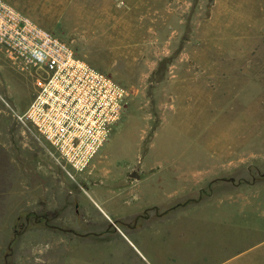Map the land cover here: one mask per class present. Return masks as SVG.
Returning <instances> with one entry per match:
<instances>
[{
    "label": "rangeland",
    "instance_id": "1",
    "mask_svg": "<svg viewBox=\"0 0 264 264\" xmlns=\"http://www.w3.org/2000/svg\"><path fill=\"white\" fill-rule=\"evenodd\" d=\"M9 1L129 96L71 176L0 49V264H264V0Z\"/></svg>",
    "mask_w": 264,
    "mask_h": 264
},
{
    "label": "built area",
    "instance_id": "2",
    "mask_svg": "<svg viewBox=\"0 0 264 264\" xmlns=\"http://www.w3.org/2000/svg\"><path fill=\"white\" fill-rule=\"evenodd\" d=\"M0 49L31 79L19 120L66 173L88 172L126 112L127 85L9 0H0Z\"/></svg>",
    "mask_w": 264,
    "mask_h": 264
},
{
    "label": "crops",
    "instance_id": "3",
    "mask_svg": "<svg viewBox=\"0 0 264 264\" xmlns=\"http://www.w3.org/2000/svg\"><path fill=\"white\" fill-rule=\"evenodd\" d=\"M254 181H256V180H254ZM251 184V183H250Z\"/></svg>",
    "mask_w": 264,
    "mask_h": 264
}]
</instances>
